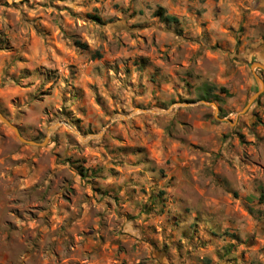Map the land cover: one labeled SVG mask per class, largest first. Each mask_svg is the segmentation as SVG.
I'll return each instance as SVG.
<instances>
[{"label":"clouds","instance_id":"clouds-1","mask_svg":"<svg viewBox=\"0 0 264 264\" xmlns=\"http://www.w3.org/2000/svg\"><path fill=\"white\" fill-rule=\"evenodd\" d=\"M0 264H264V0H0Z\"/></svg>","mask_w":264,"mask_h":264}]
</instances>
